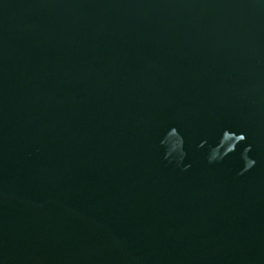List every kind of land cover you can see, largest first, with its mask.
Here are the masks:
<instances>
[{
	"label": "water",
	"instance_id": "95a60500",
	"mask_svg": "<svg viewBox=\"0 0 264 264\" xmlns=\"http://www.w3.org/2000/svg\"><path fill=\"white\" fill-rule=\"evenodd\" d=\"M0 264H264V0H0Z\"/></svg>",
	"mask_w": 264,
	"mask_h": 264
},
{
	"label": "snow or ice",
	"instance_id": "6c2138e0",
	"mask_svg": "<svg viewBox=\"0 0 264 264\" xmlns=\"http://www.w3.org/2000/svg\"><path fill=\"white\" fill-rule=\"evenodd\" d=\"M244 137L242 136L241 139H243Z\"/></svg>",
	"mask_w": 264,
	"mask_h": 264
}]
</instances>
